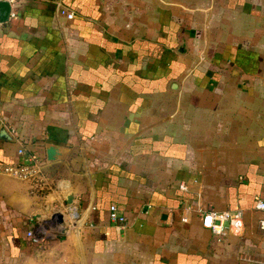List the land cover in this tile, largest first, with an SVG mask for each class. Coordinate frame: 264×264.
I'll return each instance as SVG.
<instances>
[{
  "label": "crops",
  "instance_id": "crops-1",
  "mask_svg": "<svg viewBox=\"0 0 264 264\" xmlns=\"http://www.w3.org/2000/svg\"><path fill=\"white\" fill-rule=\"evenodd\" d=\"M2 127L0 165L23 146L45 184L0 171V264H264V0L0 7ZM210 208L243 229L204 227Z\"/></svg>",
  "mask_w": 264,
  "mask_h": 264
},
{
  "label": "built area",
  "instance_id": "built-area-1",
  "mask_svg": "<svg viewBox=\"0 0 264 264\" xmlns=\"http://www.w3.org/2000/svg\"><path fill=\"white\" fill-rule=\"evenodd\" d=\"M7 1L10 5H13L16 0H0ZM60 12L68 19L74 16L73 11L67 10L65 7L60 8ZM14 15V11L10 12ZM18 153L22 155V159L19 162L11 164L0 165V171L13 175L15 177L31 180L37 186H44L45 174L43 173L42 162L39 156L35 152H27L25 147L21 146L18 148ZM179 186L181 189H186L184 181H180ZM255 208L261 211V216L258 218V227L264 229V199L257 198L255 201ZM185 213L182 214L181 219L187 220V211L189 207H183ZM71 222L77 218V212L75 208L69 210ZM108 216L118 227H124L126 225V216L120 212L118 206L115 203L109 205ZM202 225L211 229L216 234H222L229 230L234 233L240 232L244 227L243 210L240 208L234 209H206L201 212ZM45 225L38 224L35 227H31L27 230V235L31 241L35 244H41L44 240Z\"/></svg>",
  "mask_w": 264,
  "mask_h": 264
},
{
  "label": "water",
  "instance_id": "water-1",
  "mask_svg": "<svg viewBox=\"0 0 264 264\" xmlns=\"http://www.w3.org/2000/svg\"><path fill=\"white\" fill-rule=\"evenodd\" d=\"M0 7H4L7 11V14L9 13L10 4L7 1H0ZM0 135L5 136V137H9L8 132L5 130L4 127H2L0 129ZM59 155H61V150L55 144L48 143L46 146V157H47V159L54 160V159H57L59 157ZM72 197H73V194L68 193L66 195L67 202H71ZM58 219L61 222V220H62L61 214H58ZM60 230L64 231V228L61 227Z\"/></svg>",
  "mask_w": 264,
  "mask_h": 264
}]
</instances>
